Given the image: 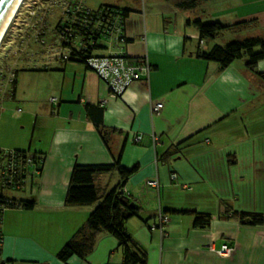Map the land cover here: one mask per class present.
Wrapping results in <instances>:
<instances>
[{
    "label": "crops",
    "instance_id": "1",
    "mask_svg": "<svg viewBox=\"0 0 264 264\" xmlns=\"http://www.w3.org/2000/svg\"><path fill=\"white\" fill-rule=\"evenodd\" d=\"M181 2L142 0L137 7H118L128 10L123 49L151 66L147 81L131 83L120 96L76 61L56 57L14 69L10 98L39 105L33 107L32 152L43 162L29 194L33 208H8L0 215L6 264H121L117 240L105 233L84 258L56 256L94 208L64 205L73 167L112 164L120 151V166L135 167L123 192L138 206L125 228L145 250L146 264H264V219L260 225L241 224L224 213L228 208L264 218V79L247 70L246 59L221 68L198 57L220 44L199 42L191 21L203 19L197 7L183 9ZM253 14L218 22L253 19L251 24L264 25V13ZM255 70L264 73V59ZM20 72L29 80L21 81ZM157 103L161 109L155 112ZM100 130L108 133L106 142ZM167 151L171 155L165 157ZM103 176L95 184L107 191ZM151 180L158 187L149 186ZM188 211L211 220L195 227ZM159 212L168 218L163 233L156 223ZM222 245L233 248L230 254H216Z\"/></svg>",
    "mask_w": 264,
    "mask_h": 264
},
{
    "label": "trees",
    "instance_id": "2",
    "mask_svg": "<svg viewBox=\"0 0 264 264\" xmlns=\"http://www.w3.org/2000/svg\"><path fill=\"white\" fill-rule=\"evenodd\" d=\"M203 1L205 0H182L179 7L183 9H194ZM112 7L118 9L125 21L128 10H123L116 6ZM253 21V19H250L226 25L218 21L203 22L200 19H195L191 21V24L198 30L199 42L201 43L205 39H214L225 30H235L236 28L251 24ZM197 55L203 60L217 62L221 68L227 67L233 61L246 55L245 67L247 70L257 75L260 79H264V73L255 70L257 63L264 59V39L262 38L247 37L230 41L224 45H213L208 51L198 52ZM14 81L13 73V87L10 96H12L14 92ZM98 132L101 138L106 142V135L108 133H106L105 130H100ZM11 151L17 157V162L21 168V171L16 176V180L19 181L20 187L11 188V190L7 192V196L0 198V204H4L5 209H32L35 205V201L31 197L32 195L29 196L28 199H21L19 197H11L10 194L22 193L27 187L30 188L29 194H31L32 189L36 190L37 180L42 168L43 156L40 153L30 152L29 149H13ZM27 154L32 156L33 161L31 160L29 162ZM164 155L166 157L171 154L167 151ZM120 157L121 151L112 164L75 165L73 167L65 194L64 205L66 207L94 206V208L89 213L85 224L81 226L58 251L56 256L59 260L66 261L74 255L84 258L93 250L97 235L105 233L113 236L117 240L118 248L122 252L121 264H146L145 250L132 239L125 228L127 220L131 217H135L138 212V206H131L130 203L133 201L123 192L124 182L133 173L135 167L132 169L121 167ZM113 171L118 173L120 182L107 191H101V189L96 186L95 179L102 174ZM186 213H190L193 216V225L195 227L203 228L207 226L211 220V216L208 214H201L195 211H188ZM224 213L236 217L241 224L260 225L263 223L264 219L261 215L233 212L228 208ZM0 264H6V261H2Z\"/></svg>",
    "mask_w": 264,
    "mask_h": 264
},
{
    "label": "rangeland",
    "instance_id": "3",
    "mask_svg": "<svg viewBox=\"0 0 264 264\" xmlns=\"http://www.w3.org/2000/svg\"><path fill=\"white\" fill-rule=\"evenodd\" d=\"M22 2L0 45V149L25 150L29 145H32L30 149L32 152L36 138L35 132L33 134L35 126L33 107L36 108L39 105L23 103L20 98H10L13 73L15 68L48 63V60L55 58L51 43L52 24L57 18L55 15L52 17L47 15L49 11L42 5L43 0H23ZM141 3L142 0H86V4L93 9L101 4L131 8L137 7ZM263 10L264 0H208L197 7V12L203 21H232L229 18L230 15L251 11V13H255L251 16L253 17L258 13H264ZM42 16L45 18L38 22ZM256 19V22H261L262 18ZM247 37H262L264 39V25L251 24L235 30H225L216 38L204 41L205 47H207L208 44L214 42L223 45ZM244 59H247L246 55L236 61ZM19 74L21 81L24 78L29 80V75H21L22 72ZM105 175L101 177V181L109 185L108 189L114 187L117 183L114 179L115 172ZM29 191L30 188L27 187L24 192L11 193L10 196L28 197Z\"/></svg>",
    "mask_w": 264,
    "mask_h": 264
},
{
    "label": "built area",
    "instance_id": "4",
    "mask_svg": "<svg viewBox=\"0 0 264 264\" xmlns=\"http://www.w3.org/2000/svg\"><path fill=\"white\" fill-rule=\"evenodd\" d=\"M42 5L48 9L47 15H55L57 18L52 24L51 43L55 58L63 62H81L105 82L115 96H120L133 82L147 81L151 71L148 60L145 57L131 58L123 49L126 36L123 32V16L118 9L107 4L93 9L86 4V0H43ZM44 18L42 16L38 22ZM160 109V103L152 107L155 112ZM0 151V198H4L11 188L20 187L16 176L21 168L11 150ZM27 158L29 162L33 161L31 155L27 154ZM175 177L171 175L172 179ZM148 185L158 187V182L151 180ZM3 210L5 205L1 203L0 215ZM156 219L157 227L163 233L168 218L159 212ZM1 245L0 228V250ZM232 249L228 245H222L216 253L224 256L230 254ZM2 261L5 260L0 253V262Z\"/></svg>",
    "mask_w": 264,
    "mask_h": 264
},
{
    "label": "bare ground",
    "instance_id": "5",
    "mask_svg": "<svg viewBox=\"0 0 264 264\" xmlns=\"http://www.w3.org/2000/svg\"><path fill=\"white\" fill-rule=\"evenodd\" d=\"M23 0H13L0 23V45Z\"/></svg>",
    "mask_w": 264,
    "mask_h": 264
},
{
    "label": "water",
    "instance_id": "6",
    "mask_svg": "<svg viewBox=\"0 0 264 264\" xmlns=\"http://www.w3.org/2000/svg\"><path fill=\"white\" fill-rule=\"evenodd\" d=\"M12 1L13 0H0V23L4 15L6 14L7 10L9 9ZM32 199L34 198L32 197ZM130 205L133 207H137V204H135L134 202H131Z\"/></svg>",
    "mask_w": 264,
    "mask_h": 264
}]
</instances>
